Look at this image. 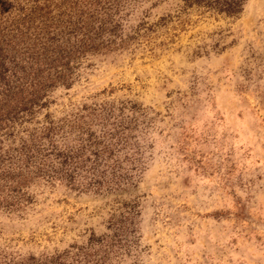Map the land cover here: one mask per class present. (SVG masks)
Here are the masks:
<instances>
[{
    "label": "rangeland",
    "instance_id": "obj_1",
    "mask_svg": "<svg viewBox=\"0 0 264 264\" xmlns=\"http://www.w3.org/2000/svg\"><path fill=\"white\" fill-rule=\"evenodd\" d=\"M177 3L0 0V43L19 53L82 8H106L122 35L172 19L151 44L87 51L70 86L0 134L5 152L49 127L65 151L121 121L128 144L105 163L116 182L36 176L28 201L0 202V264H264V0L234 16Z\"/></svg>",
    "mask_w": 264,
    "mask_h": 264
},
{
    "label": "trees",
    "instance_id": "obj_2",
    "mask_svg": "<svg viewBox=\"0 0 264 264\" xmlns=\"http://www.w3.org/2000/svg\"><path fill=\"white\" fill-rule=\"evenodd\" d=\"M245 1L178 0L177 6L179 12L195 7L202 13L234 16L242 11ZM171 20L163 16L154 24H138L131 34L122 35L119 23L114 22L106 8L88 11L82 8L69 16L66 26L45 40L33 42L25 52H12L11 47L0 43V134H11L16 124L31 120L35 111L47 104L49 89L70 86L87 51L123 48L140 34L151 44L152 33L166 27ZM141 29L144 33H140ZM46 30L42 29V33ZM174 35L172 32L171 37ZM125 129L120 121L113 128L103 130L101 136L81 139L78 148L70 149L69 146L65 151L58 150L53 143L49 127L43 131L42 140L34 138L27 143L21 142L17 148L5 152L0 143V202L12 209L28 201L22 188L36 176L49 180L60 178L71 183L83 177L84 171L90 176L89 184H101L108 179L107 174L112 176V183L118 181L119 163L116 160L113 164L105 163L127 147ZM88 149L90 153L84 156ZM103 167L109 168L110 173ZM92 239L104 243L103 237Z\"/></svg>",
    "mask_w": 264,
    "mask_h": 264
}]
</instances>
